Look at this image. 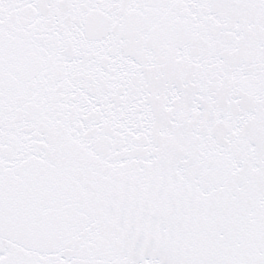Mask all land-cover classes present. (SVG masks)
<instances>
[{"label": "snow or ice", "instance_id": "obj_1", "mask_svg": "<svg viewBox=\"0 0 264 264\" xmlns=\"http://www.w3.org/2000/svg\"><path fill=\"white\" fill-rule=\"evenodd\" d=\"M0 264H264V0H0Z\"/></svg>", "mask_w": 264, "mask_h": 264}]
</instances>
